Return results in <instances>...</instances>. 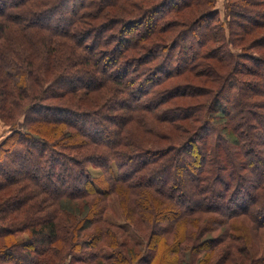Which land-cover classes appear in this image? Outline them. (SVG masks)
Here are the masks:
<instances>
[{
	"label": "trees",
	"instance_id": "obj_1",
	"mask_svg": "<svg viewBox=\"0 0 264 264\" xmlns=\"http://www.w3.org/2000/svg\"><path fill=\"white\" fill-rule=\"evenodd\" d=\"M223 11L0 0V264H264V0Z\"/></svg>",
	"mask_w": 264,
	"mask_h": 264
},
{
	"label": "rangeland",
	"instance_id": "obj_2",
	"mask_svg": "<svg viewBox=\"0 0 264 264\" xmlns=\"http://www.w3.org/2000/svg\"><path fill=\"white\" fill-rule=\"evenodd\" d=\"M224 3H225V0H216V9L220 12L219 17L221 19L224 18V11H223ZM182 14L183 13L179 14L181 16V18L180 19L177 18L176 19L177 22L182 20ZM165 21L169 22V20H165ZM179 24L176 23V25H175L176 28L174 27L172 30H176L177 28H179ZM81 27H83V24L81 25ZM201 70H203V69H201ZM197 71H199V70H197ZM185 74H182L178 78L172 79L168 83V84H170L169 87H172V88L173 87H179L180 88V92L175 93L176 99L173 101V104L175 106H184L185 107V106H188L191 104L195 105L194 103L196 102V100L190 99L191 91H192V89L194 90L196 85H199V84H197V82L201 81V79L195 78L192 76L187 77ZM187 84L192 85L194 87L190 86L189 88H187L188 87ZM180 96H182V97H180ZM191 102H193V103H191ZM17 124H18L17 126H19V128L20 127L22 128L20 120L18 121ZM8 134H10V129L8 128V126H5V125L0 123V143L3 141V139ZM90 170L94 176H97V174H98L97 171H95L92 168ZM183 171H184V169L181 170V173ZM103 215H104V220H106L107 222L123 227L133 240L139 241V242L141 241V239L132 231L131 227L126 223V221L122 215V212L120 210L118 199L116 198L115 195H109L108 196L107 208H106ZM245 220L246 219H244V218L231 219L230 224L232 225V227L234 229L233 232L236 235H241V237L245 239L246 244H247V248L251 252V255L254 256V255L259 253L258 245H257L258 240H257L256 235L253 236L251 234V232H252L251 228L248 227V225H247L248 223ZM259 232H261V231H259ZM204 251H205V249H204Z\"/></svg>",
	"mask_w": 264,
	"mask_h": 264
}]
</instances>
